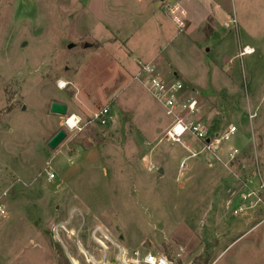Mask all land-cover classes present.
Listing matches in <instances>:
<instances>
[{"label": "rangeland", "instance_id": "374dc122", "mask_svg": "<svg viewBox=\"0 0 264 264\" xmlns=\"http://www.w3.org/2000/svg\"><path fill=\"white\" fill-rule=\"evenodd\" d=\"M250 1L260 23L249 30L258 36L264 0ZM163 15L118 0H0V200L6 208L0 264L102 262L103 249L92 238L97 227L129 251L150 247L177 264H264V208L246 217L226 209L239 180L257 174V164L264 181V102L252 106L258 117L251 122L246 106L232 112L220 93L199 97V113L190 119L205 123L210 134L236 126L226 149L243 154L227 175L204 158L193 174L199 158L180 171L189 154L163 140L172 120L136 79L139 61L161 52L182 76L188 67L203 87L211 76L202 70L209 68L202 54L195 62L187 56L192 42L179 29L171 44L177 30ZM233 26L239 33L238 21ZM244 61L232 62L243 82L241 103L249 77ZM212 81L214 89L224 85L223 74L215 71ZM53 103L67 105V116L53 115ZM104 108L114 115L106 126L94 120ZM71 116L81 120L80 130L65 127ZM61 129L68 136L51 150L48 142ZM186 145L199 150L196 142ZM253 182L259 189L258 175ZM104 243L105 263L119 264L118 249Z\"/></svg>", "mask_w": 264, "mask_h": 264}, {"label": "crops", "instance_id": "0c3cea01", "mask_svg": "<svg viewBox=\"0 0 264 264\" xmlns=\"http://www.w3.org/2000/svg\"><path fill=\"white\" fill-rule=\"evenodd\" d=\"M121 4H127L128 6L140 8H149L153 6L163 12L165 18L171 21V25L176 28L177 32L171 33V44L176 42L179 39L180 33L178 32V27L170 19L165 11L166 7H171L173 5L180 6L184 11V23L185 28L182 31L184 39L192 42V50L187 53V56H191L195 62L198 59L197 55H201L204 61L209 60L207 65H204L203 71L207 75H210V80L205 87L204 84H199L192 74L189 71V68L186 67L184 70V76L181 75V72L172 64V61H168L165 58H161V52L157 53L151 59H146L144 62L139 61L141 65L153 64L157 68L158 72L170 82L179 81L182 84L186 85V95L195 97L197 100L199 97H212L213 94L220 93L221 101H228L233 104L231 111L235 112L236 106H246L248 119L250 114H256L253 112V105H261L264 102V32L255 36L253 31L249 30V25L259 24L260 21H257V18L252 12L250 0H118ZM152 4V5H151ZM163 15V16H164ZM238 21L240 26L239 33L234 34L236 29L232 20ZM229 25V26H227ZM225 27L226 34L221 35L222 29ZM237 29V30H238ZM235 30V31H234ZM221 36L222 38H220ZM219 38L218 43L212 44L211 48L209 47V42L214 41V39ZM185 45L187 42L185 41ZM246 48L253 50L250 54L242 55L243 51ZM195 50V51H194ZM206 54L205 55H203ZM241 58H245L243 65H241V70L245 68L249 77L246 80L248 90L246 92V102L241 103L239 97L241 96V89L243 90L241 84L242 78L238 67L232 65L233 61H237ZM225 64V65H224ZM139 66V71L141 68ZM226 70V71H225ZM244 70V69H243ZM222 73L224 78V85L218 86L217 89H214L213 86V73ZM244 73V71H243ZM225 74V76H224ZM227 77V79H226ZM226 81V82H225ZM245 83V79H244ZM184 85V86H185ZM245 89V88H244ZM219 97V96H215ZM199 102V101H198ZM200 109V108H199ZM255 118V119H256ZM250 120V119H249ZM251 122L253 120H250ZM57 131V130H56ZM58 132V131H57ZM243 137H245L243 135ZM236 148V147H229ZM207 159L204 156H200V162L191 167L190 175L193 174L197 167L202 168L205 165ZM221 170L223 175L230 174V171L222 166ZM205 174V173H204ZM254 180V176L252 177ZM219 187L220 184H217ZM222 185L226 183L222 182ZM223 189L224 190V187ZM254 186V183H253ZM240 188V183H239ZM251 213V212H250ZM250 213L246 214L243 217L251 215ZM103 228V227H101ZM104 229V228H103ZM79 246L84 247L79 241ZM100 251V250H99ZM85 252V251H84ZM86 254V253H85ZM91 256V255H90ZM93 258V256H92ZM71 262L75 260V257L70 256ZM77 261V260H76ZM93 258V262H95ZM100 262V261H96ZM95 262V264H97ZM80 264L79 261H77ZM73 264V262H72Z\"/></svg>", "mask_w": 264, "mask_h": 264}, {"label": "built area", "instance_id": "2783aa9c", "mask_svg": "<svg viewBox=\"0 0 264 264\" xmlns=\"http://www.w3.org/2000/svg\"><path fill=\"white\" fill-rule=\"evenodd\" d=\"M165 11L178 29L182 32L185 28L183 20L184 11L178 5L166 7ZM233 24L237 21L232 20ZM229 26V25H227ZM253 50L246 48L242 55L250 54ZM136 79L144 84L147 91L165 110L166 115L171 118L172 123L163 134V140L171 145L182 146L189 154L187 158L181 161L180 171L186 168L188 160L204 156L210 162L220 163L226 170H231L232 165L243 154L238 148L226 149L237 136L238 128L234 125L227 127L222 132L209 133V128L200 120L190 119L199 113V102L195 97L186 95V88L179 81H167L152 64L141 65L139 74ZM256 114L249 116L254 120ZM94 120L101 125H109L114 121V115L108 108L102 109L94 114ZM81 120L77 116L67 117L65 127L71 131L80 130ZM253 136L254 132H253ZM255 138V137H254ZM253 138V140H254ZM209 140V142H207ZM196 142L199 150L195 151L192 147L186 145V142ZM242 157V156H241ZM151 168H154L152 166ZM257 174L259 177V189L253 186V178L247 177L246 180L240 181V188L234 189L229 195L226 203V209L234 217L245 216L250 212L262 214L264 208V181L257 164ZM55 179L54 174L49 175V180ZM7 196V192L3 194ZM0 215H6V208L0 200ZM103 237L104 239H102ZM92 238L103 249V260L99 264H106L107 246L105 241H111L118 249L117 260L119 264H177L168 256L153 252V249L141 246L139 249L129 251L122 247L118 242L110 239L109 235L101 227H97L92 232ZM90 257V256H89ZM93 260L92 256L90 257Z\"/></svg>", "mask_w": 264, "mask_h": 264}, {"label": "water", "instance_id": "95a60500", "mask_svg": "<svg viewBox=\"0 0 264 264\" xmlns=\"http://www.w3.org/2000/svg\"><path fill=\"white\" fill-rule=\"evenodd\" d=\"M51 113L53 115L67 116L68 106L65 104L53 103L51 105ZM67 136V132L64 129L59 130L48 142V147L51 150H55L61 145V143L67 138ZM207 142H209V140ZM159 173L162 174L163 170H160Z\"/></svg>", "mask_w": 264, "mask_h": 264}]
</instances>
